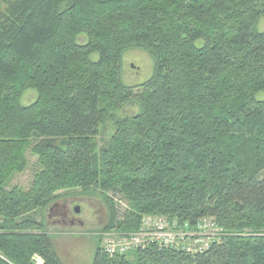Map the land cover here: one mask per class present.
Returning a JSON list of instances; mask_svg holds the SVG:
<instances>
[{
  "label": "trees",
  "instance_id": "1",
  "mask_svg": "<svg viewBox=\"0 0 264 264\" xmlns=\"http://www.w3.org/2000/svg\"><path fill=\"white\" fill-rule=\"evenodd\" d=\"M262 17L264 0H0V264H62L38 213L77 188L105 202L102 231L144 215L224 231L199 254L108 256L99 235L91 264H264ZM130 50L152 62L141 84L124 83ZM28 148L39 167L9 186Z\"/></svg>",
  "mask_w": 264,
  "mask_h": 264
},
{
  "label": "rangeland",
  "instance_id": "2",
  "mask_svg": "<svg viewBox=\"0 0 264 264\" xmlns=\"http://www.w3.org/2000/svg\"><path fill=\"white\" fill-rule=\"evenodd\" d=\"M256 29L264 31V17L257 21ZM80 40L81 42L84 41L83 38ZM96 57L97 54L92 55L93 59H96ZM123 70L125 84H141L150 76L152 62L145 52L130 50L125 54ZM35 96V92L32 89H28L23 93L21 103L27 105L35 99ZM127 110L135 112L136 107L129 106ZM117 114L118 116L120 115L119 112ZM113 130V120L108 119L101 124L98 135L94 139L96 144L104 145ZM26 156L28 161L27 168L21 173L14 174L9 186L18 185L23 188L29 186L39 166L37 157L30 152L29 148L26 151ZM81 192L83 191L78 188L59 191L60 197L58 201L63 204L57 210L60 213L57 211L49 213L44 209H41L38 213L39 218L44 215L46 217L47 230L53 233V245L62 264H91L97 239L104 232L101 229L108 219V210L105 202L96 194L83 195ZM113 202L119 204L122 208L125 206V201L119 195ZM76 207L78 208L77 212L75 211ZM202 221L215 222L210 217L201 218L198 222ZM221 233L223 234L224 231L222 230ZM33 262L40 264L42 261L40 257L35 256Z\"/></svg>",
  "mask_w": 264,
  "mask_h": 264
},
{
  "label": "built area",
  "instance_id": "3",
  "mask_svg": "<svg viewBox=\"0 0 264 264\" xmlns=\"http://www.w3.org/2000/svg\"><path fill=\"white\" fill-rule=\"evenodd\" d=\"M222 229L215 222H198L194 227L165 216L144 215L138 229L119 233L115 229L100 234V247L108 256L124 254L148 247L173 248L189 254L207 251L212 243H219Z\"/></svg>",
  "mask_w": 264,
  "mask_h": 264
},
{
  "label": "water",
  "instance_id": "4",
  "mask_svg": "<svg viewBox=\"0 0 264 264\" xmlns=\"http://www.w3.org/2000/svg\"><path fill=\"white\" fill-rule=\"evenodd\" d=\"M75 211H76V212L78 211V208H77V207L75 208Z\"/></svg>",
  "mask_w": 264,
  "mask_h": 264
}]
</instances>
